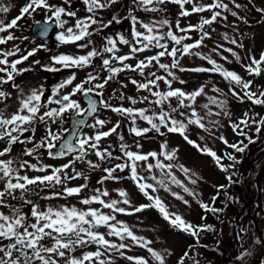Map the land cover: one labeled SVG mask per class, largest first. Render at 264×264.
<instances>
[{"label":"snow or ice","instance_id":"snow-or-ice-1","mask_svg":"<svg viewBox=\"0 0 264 264\" xmlns=\"http://www.w3.org/2000/svg\"><path fill=\"white\" fill-rule=\"evenodd\" d=\"M117 0H82L85 6L86 16L77 18V12L70 10L63 5H71V0H63V5H56L50 3V0H28V3L20 10V15L11 19L10 22H5L2 16H0V33H9L6 36H0V45L7 44L9 41L18 39L9 32L10 29L19 27V21H21L26 15L31 16L34 13L41 11L47 15L49 21L54 20L58 27L64 29L61 31L57 39L61 43H76L78 41L90 38L97 29H103L109 27L113 22L120 23V19L113 17L112 20L105 23L99 18V12L109 8L112 4H115ZM134 5L146 13H157L164 11L162 5L172 3L178 5L181 9L180 16L187 17L193 13L209 12L211 15L208 18H202L197 25H189L187 28H181L179 21L176 23V29L180 33L185 35H177L172 30V26L167 19L153 20L152 22L145 23L135 15H129L127 18L131 21L132 32L131 39L127 38L123 34H118L117 37H107L102 49H96L93 47L86 55L72 56L67 54H61L51 57L52 66H43V70L49 72L60 71L61 68H86L91 65V62L96 57H101L102 66L107 69L112 75L107 76L102 83H94L98 80V76L89 73L87 78L81 83H77L73 86L72 91L60 95V90L73 85V81L76 79L75 73L69 76L67 79L59 83L53 92L59 98L50 100L49 103H55L58 107L49 108L41 113V108L44 105V89L41 86L39 89H34L29 95L22 97L20 101V107L18 110L9 117H5L3 113H0V140L7 141L8 147L0 150V182L3 183V189L0 190V209H8V212L0 210V264H112V253L115 252L121 257H124L133 264H149V259L145 257H135L125 255L126 249H129L132 245L144 248L150 254L152 261L156 264H165V255L161 252L154 250L150 245L151 240H146L144 237H140L134 234V232L126 225L117 220L116 213L132 215L134 213L142 212L145 208L155 207L163 218L169 222V224L179 229L180 231L190 233L192 236L199 238V233L205 229L211 230V226L193 225L185 221L179 214L170 212L164 202L158 195H153L159 189H164L170 192L173 197L182 201L185 205L189 204V201L184 198L179 192L172 191L170 185H175L181 188L184 193L189 196L196 197L198 194L187 187L184 182L177 179L173 173L174 168H178L187 177L191 184H196L198 178H193L195 173L185 167L182 164L174 163L176 159V150L168 151L167 143L161 145V151L138 153L129 150V145L120 143L119 147L123 153V157L127 159L123 163H117L114 167L105 168L103 171L106 175L99 181L103 184L106 180H119L120 176L114 175L119 170L124 172L125 169H129L130 178L137 184L139 190L147 197L152 203L147 205H140L128 211L125 207L119 206L121 203L124 205H130L128 194L120 190L119 196L122 200L111 199L106 200L104 198L109 196L107 190L95 189V195L85 197L81 200L84 205H91L93 203L98 204L103 209H109V213H105L101 208H88L87 210H78L76 207H63L61 209L48 208L41 211L39 205H36L31 199H26L25 194L30 191L31 185H64L68 180H75L81 178L83 173L75 171L73 168V175L69 176L66 169L72 167L71 164L63 165L59 168H53L52 173L44 176L29 177L27 175H21L20 172L26 169H32L34 171L47 172L48 165L37 166L31 164L25 160L22 162L14 159H3L11 153V145L16 143H31L32 137H25L24 133L35 131V122L47 124L48 121L57 123L62 120L65 113L82 114L80 104L73 99L77 93L95 92L98 89H104L107 83L118 75L122 71H138L141 76L144 75V70L150 68L155 62V65L163 70L166 75H157L156 72H149V77L146 82H138L132 80L131 83L136 85L139 90H145L150 93L152 97H157L155 100H149V97H143L139 102L143 103L147 101L150 105H155L159 111L152 110L151 114H148L149 108H133V107H113L107 102H103V107L108 108L113 112L119 113L122 117H126L131 120L133 127L131 131L136 137H144L149 132L155 131L161 135L164 132L161 129H165L168 133H178L183 139L190 145L196 147L202 154H206L214 159L215 163L221 168V170L228 172L229 169L235 168V165L239 163L236 156L231 153H225L224 156H219L215 151L208 147H201L196 141L189 138L188 130L189 126H196L205 132L212 133V129L218 124V121L210 119L213 116H220L221 114L230 115L227 111V101L220 99L218 96H208V103H205L202 107L206 110L204 115H201L196 108V100L198 97L206 96L205 88L207 85H201L199 88L192 92H186L179 88H173L172 83L177 80L176 72H198V73H217L222 76L229 84L234 85L229 89L231 95L241 102L245 99L251 101L255 105H264V91L259 92L252 91V81L244 80L235 71L228 70L222 64L218 63L216 59H213L212 53L221 57L222 60L228 61L227 56H223V52H229L236 59L240 61V56L232 49L225 48L223 44H217L215 48L211 50V53L205 55L200 51H192L193 49H199L203 45L204 40L210 39L209 32L204 31L205 25H212L217 22L218 18L221 20H227L226 12H230L232 16H237V12L232 11L228 3H224V0H212L211 3L202 4L198 0H133ZM231 4L239 9L241 5L236 3V0H231ZM186 5H190V8H186ZM10 11V7L6 5H0V13L6 14ZM261 13H264V9H258ZM68 18H75V24L71 27H65L68 24ZM240 19H244L240 17ZM245 23L247 21L245 20ZM97 26V29H93V26ZM137 25L139 28L137 29ZM167 27V31H161ZM90 29H92L90 31ZM47 28H44V32L47 33ZM192 31H198L200 37L193 43H183L184 40L191 39L187 33ZM24 39H27L26 37ZM224 40L228 41L232 45L243 47L242 43H239L236 38H229L227 34L224 35ZM169 42L173 44V47L169 49ZM92 41L87 40L86 43L78 44L79 48H87ZM118 44L127 45L130 49L129 55H116L119 51ZM39 46L31 51H28L26 55H22L19 59L9 61L8 57L15 56L19 52V47H15L11 51H0V73L4 75L0 76V85L12 83L15 85V76L21 75L23 72L29 71V69H20L17 66L28 60L29 57L34 56L37 51L40 50ZM151 48L160 49L155 55L146 57L143 60H139L138 63L133 66L131 64H125L133 58L136 53H141ZM110 54L109 58H103L104 54ZM193 55L199 57L201 60H206L211 68L195 67L185 68L181 65V59L184 56ZM168 56L171 58V63H162L161 58ZM113 61L117 62L120 67L113 66ZM249 63L245 64V70L249 75L259 76L264 73V53H261L259 59L255 56L249 57ZM34 64H39L40 61H33ZM59 65L60 67H56ZM163 81L167 86V91H159V82ZM181 84L185 81L180 80ZM90 87L85 88V85ZM237 88L239 91H237ZM212 91L214 93L223 95L221 89L213 86ZM103 95L102 92L99 93ZM10 93L0 91V98L7 99ZM124 99L123 95L120 97ZM175 98L176 105L173 106L171 99ZM131 103L135 105L138 101L129 97ZM187 101V102H186ZM211 106H215L219 111H213ZM89 108L92 113L97 112V102L95 100L89 101ZM187 110V111H186ZM87 111V110H85ZM173 114H176L175 116ZM176 116L182 119H177ZM140 119L147 121L150 127L137 128L135 127L136 120ZM207 121V123H205ZM106 121L103 119H96L95 123L90 125L92 128L103 127ZM252 125H256L255 131L259 135L262 128H264V117L255 119L249 117L245 113L238 123H233V131L238 135L248 140L249 144L255 141L245 129H249ZM120 124L117 123L108 131H97L94 136H85L79 140V154L76 156V160H84L88 155L89 150L94 151L96 157L103 161L105 159L121 160V156L113 157L111 151L107 148L101 149L100 142L103 138L109 137L113 133L117 132ZM60 139V135L53 132L51 128H48L47 134L40 141L38 145H34L31 149L25 150V155L32 156L37 153L40 148H46L50 157L55 156L52 149L55 147L53 141ZM121 141L124 137L119 136ZM203 139V137H201ZM219 139L228 147L234 149L236 152L243 153L248 147L241 140L238 143L229 144L224 137ZM69 152L74 151L70 144L65 145ZM137 147H141L137 144ZM60 156L64 155V152L59 153ZM163 156L164 160L169 161L165 163L160 157ZM155 160V163L148 162L149 158ZM228 159L233 163L228 166L222 164L223 159ZM90 168L99 167L98 164L93 163L91 160L86 161ZM139 162H145V170L152 173L153 169H158L160 172V178L157 179L156 175H152L151 179L155 181V184L148 183L144 176L138 174ZM75 163V160L72 162ZM233 173L229 175L227 179L230 182L235 183L233 180ZM85 180L88 178L83 177ZM87 183L79 185L77 187H64L63 193L56 192L53 196H60L66 194L68 196H79L80 193L87 188ZM220 185L219 188H223ZM151 189L150 193L148 190ZM20 191V196H16V191ZM20 200L22 203L20 206L13 205L10 200ZM216 197H213V203ZM23 205H31L30 215L34 219L29 220V214L23 212ZM201 207L205 210L216 213L221 211L211 207L208 204H201ZM203 219V217H202ZM107 228V236L117 237L121 241L115 243L105 237L104 233L96 231L100 227ZM51 240V246L45 245L43 241ZM130 240L131 244L124 243L123 241ZM89 244L96 245L97 250L95 252H85L82 256L76 257L71 255L79 247H85ZM171 255L170 252L167 253ZM245 253L244 255H246ZM107 256L105 259L104 257ZM188 257V252L184 253V256L180 258L178 264H184V259ZM243 260V255L239 257ZM198 264V262H197Z\"/></svg>","mask_w":264,"mask_h":264},{"label":"rangeland","instance_id":"rangeland-1","mask_svg":"<svg viewBox=\"0 0 264 264\" xmlns=\"http://www.w3.org/2000/svg\"><path fill=\"white\" fill-rule=\"evenodd\" d=\"M28 0H0V5H6L10 7V11L6 14L0 13L5 22H10L11 19L20 15V10L27 4ZM77 2L79 8L72 7L73 4ZM199 3L207 4L211 3L212 0H198ZM50 3L56 5H62V0H50ZM224 3H228L232 11L237 12V16H232L230 12L224 13L227 16V20H221L218 18L217 22L212 25H205L204 31L209 32L211 35L210 39H205L203 45L199 49H193L192 51H200L205 55L211 53V50L216 47L217 44H223L225 48H232L241 58L238 62L229 52H223V56L228 57V61H224L220 56L212 53L213 59H216L218 63L222 64L225 68L231 71H235L244 80L252 81V91L259 92L264 91V73L259 76L249 75L245 70L244 65L249 63V57L255 56L257 59L260 58L261 53H264V13L258 11V9H264V0H236L241 7L239 9L235 8L231 4V0H224ZM82 0H71V7L66 5V8L75 10L77 12V18L84 17L87 13L84 11ZM164 9V11L157 13H146L141 9L137 8L133 0H117L115 4H112L109 8H106L99 12V18L105 23L112 20L113 17L120 19V23L113 22L114 24L106 30H102L106 33L104 36H100L97 31L90 38H85V40L78 41L76 43H61L57 39V43L49 45L46 43H41L36 41L35 36L32 32H29L28 26H32L35 23L36 18L33 15L25 16L21 21H19V27L10 29L9 32L13 34L18 39L9 41L7 44L0 45V51H11L15 47H19V52L15 56L8 57L9 61H14L19 59L22 55H26L28 51H31L37 46L41 47L39 51L36 52L34 59L29 62L24 61L17 67L20 69H29V71L24 72L23 77L18 78L15 76V85L17 87L12 88L9 92L10 95L7 99L0 98V113H3L5 117L11 116L20 107V101L22 97L29 95L34 89H39L41 86L45 89L50 81L54 88L59 84L57 79H62L64 81L73 73H75L76 79L73 81L75 85L77 82L84 81L89 73L98 76V80L94 83H102L106 76L111 73L105 71L102 66L101 57H96L92 60L91 65L86 68H70L63 69L61 71L54 72L56 76L53 78L50 74L46 73L45 70L43 74L37 72L33 61H40L39 64H45L46 66H52L51 57L58 56L61 54H67L72 56L86 55L93 47L96 49H102L107 37H117L118 34H123L127 38L131 39L132 24L127 18L130 14L137 16L140 20L145 23L152 22L153 20L167 19L172 30L176 32L177 35H185L180 33L176 29V23L179 21L181 28H187L189 25H197L200 23L202 18H208L211 14L209 12L204 13H193L187 17H181L178 5L167 3L166 5L159 6ZM186 8H190V5H186ZM85 13V14H84ZM243 17L244 19H240ZM36 20V19H35ZM70 22H75V18H71ZM245 20L247 23H245ZM69 25V23H68ZM34 26V24H33ZM93 29H97V26H93ZM112 29V30H109ZM137 29L139 25H137ZM92 29H90L91 31ZM109 30L108 32H106ZM168 29L165 27L161 31L166 32ZM9 33H0V36H6ZM227 34L229 38H236L239 43L243 44V47H238L237 45H232L228 41L224 40V35ZM191 39L184 40L183 43H193L198 40L200 33L198 31H192L187 33ZM27 39H24V38ZM92 41L87 48H79L77 45L81 43H86L87 40ZM173 47V44L169 42V49ZM120 55H129L130 49L127 45L118 44ZM160 49L151 48L150 50L136 53L133 58L127 62L130 64H137L139 60H143L146 57L155 55ZM110 54L105 53L103 58H109ZM31 57V58H32ZM2 58V57H0ZM30 59V58H29ZM162 63H171V58L165 56L161 58ZM181 65L185 68H195V67H206L211 68L212 66L207 63L206 60H201L197 56L187 55L181 59ZM60 67L59 65H55ZM264 67V66H262ZM72 69V70H71ZM176 72L178 77L172 83L173 88H179L186 92H192L199 88L201 85H207L205 88L206 96L198 97L196 100L197 111L204 115L206 110L202 107L205 103H208V96H218L220 99H225L227 101V111L230 115L221 114L220 116L210 117L212 120L218 121L215 128L212 129V133L205 132L202 129L192 125L189 126L188 135L189 138L196 141L201 147H208L215 151L217 155L224 156L225 153H233L234 149L225 145L219 137H224L229 144L238 143L243 140L244 144L249 143L247 139L242 136H238L232 128L233 123H238L242 118H244L245 113L249 117L259 119L264 117V105H255L251 101L245 99L241 102L239 99L233 97L229 89L234 85L229 84L222 76L217 73H198V72ZM149 72H156L157 75H166L163 70H160L153 62L150 68L144 70V75L141 76L138 71L128 72L122 71L118 78L110 80L104 90L105 101L111 104L113 107H133V108H149L148 114H151L152 110L159 111L157 106L150 105L147 101L140 103L139 101L143 97H149V100H155L157 97H152L148 91L139 90L136 85L132 84V80L138 82H146L149 77ZM4 75L0 73V76ZM22 75V74H21ZM21 79V80H20ZM20 80V81H19ZM185 81L181 84L179 81ZM61 81V82H62ZM10 83L0 85V91L8 92L10 89ZM74 85H71L72 87ZM159 91H167V86L163 81L159 82ZM90 85H85V88ZM218 87L221 89L223 95L214 93L212 87ZM69 87L60 90V95L69 93ZM71 87V88H72ZM48 90V89H46ZM237 91L239 89L237 88ZM45 93V91H44ZM123 95L124 99H121ZM52 96L54 99L59 98L53 92ZM129 97L136 99L138 102L133 105ZM51 98V95L49 99ZM52 99V98H51ZM81 106V111L85 109L86 105L81 95L73 96ZM53 100V99H52ZM187 102V101H186ZM173 106L176 105L175 98L171 99ZM46 106H55V103L44 102ZM103 105V104H102ZM41 108V113L43 109ZM212 110L219 111L215 106H211ZM187 111V110H186ZM76 113H65L62 120H59L57 125L54 123L50 124L52 128H63L66 127L71 119V116H75ZM98 119H103L106 124L103 127L92 128L90 125L94 124L95 121L87 126V129L83 133L85 136H94L97 131H105L112 128L117 123L120 127L117 129L116 133H113L109 137L103 138L100 142V148H107L112 152L113 157L121 156V160L116 159H105L103 161L99 160L91 151L84 160H76V158H69L65 160L53 161L48 155V150L46 148H40L32 156L25 155L26 149H31L34 145H38L40 141L47 134L46 126L47 124L41 123L39 121L35 122V131L24 133L25 137H32L31 143H16L11 145V153L8 156L3 157V159H14L16 161H29L31 164H36L38 167L41 165H48V171H34L32 169L22 170L21 175H27L30 178L36 176H44L52 173L53 168H59L66 164H71L72 167L66 169L65 171L69 176L73 175V168L75 171L83 173L81 178L75 180H68L64 185L46 186V185H31L29 186L30 191L25 194L26 199H31L36 205H39L41 211L47 210L48 208L61 209L63 207H76L78 210H87L88 208H101L98 204L84 205L81 200L85 197L95 195V189L107 190L109 196L104 198L106 200L118 199L122 200L119 196L120 190L125 191L128 194V199L130 200V205H124L121 203L119 206L125 207L128 211H131L135 207L140 205H147L152 203L147 199V197L139 190L138 186L130 178L129 169H125L124 172L117 170L114 175L120 176L119 180H106L103 184L99 181L106 175L103 171L105 168L114 167L117 163H123L126 157H123V153L120 150V143H125L129 145V150L138 153H148L161 151V145L167 143V150H176V159L174 163L182 164L189 168L192 173H195L193 178H198L196 184H191L187 177L178 168L173 169V173L176 175L177 179L184 182V184L189 187L192 191L196 192L198 195L196 197L189 196L184 193L181 188L175 185H170L172 191L179 192L184 196L186 200L189 201L188 205H185L182 201L176 199L171 195L170 192L164 189H159L158 192L152 193L153 195H158L160 199L164 202L170 212L179 214L185 221L193 225L201 226H211V230H203L199 233V238L192 236L190 233L180 231L177 228L172 227L168 221H166L162 214L155 207L145 208L142 212L134 213L132 215L116 213L117 220L122 224H126L135 235L144 237L146 240H151L152 247L154 250L161 252L165 255V264H178L181 256H184L185 252H188V257L186 264H222L224 258H231L232 254L236 253L238 257L243 255V260L236 259L234 262L228 264H255L257 260L264 254V232L262 226H264V179L257 182L258 177L264 171V128L261 129L260 137L255 131L256 125H252L249 129H245L249 136L256 141L253 144V148L248 154L247 158L243 160L242 166H240V171L236 176H233V180L236 181L235 184L239 185L237 188H230L233 182H230L227 177L229 174L223 170L220 171V167L215 163L214 159L206 154H202L196 147L188 144L183 137L178 133H168L165 129H161L164 135H161L155 131L149 132L144 137H136L131 131L133 124L131 120L126 117H122L119 113L113 112L108 108L102 109L98 113ZM174 116L176 114H173ZM177 119H182L176 116ZM207 123V121H205ZM87 124V123H86ZM86 126V125H85ZM135 127L145 128L150 127L147 121L140 119L136 120ZM123 136L124 140L121 141L119 136ZM203 137V139H201ZM57 141H53L55 144ZM255 143V142H254ZM139 144L141 147H137ZM7 141L0 140V150L8 147ZM164 160V157H160ZM75 160V163L72 162ZM87 160H91L93 163L98 164L99 167L93 169L87 164ZM155 163L151 157L149 161ZM165 163L169 161L164 160ZM140 167H138V174L144 176L148 183L155 184L156 182L151 179L152 175H156L157 179L160 178V172L158 169H153L152 173L145 170V162H139ZM222 164L224 166L230 165V160L223 159ZM86 176L88 179L85 180L83 177ZM87 183L88 187L85 188L79 196H68L62 194L60 196H53V193L60 192L63 193L64 187H77ZM227 185L222 189L219 188L221 184ZM261 187L262 199L259 198V190ZM3 189V183L0 182V190ZM218 190H224V193L219 196L217 195ZM150 193L151 189L148 190ZM20 191H16V196H20ZM213 197H216L213 203ZM13 205L20 206L22 203L20 200H10ZM208 204L211 207L220 209L216 213L205 210L201 207V204ZM31 205H23V212L29 214V220L34 222V219L30 215ZM8 212V209H0ZM105 213H109V209H103ZM203 217V219H202ZM237 217V221L235 219ZM101 233L105 234V237L115 243H120L121 241L117 237L107 236V228L100 227L96 229ZM124 243L131 244L130 240L123 241ZM45 245L51 246V240L43 241ZM192 245L190 246V244ZM230 244L234 247L230 248ZM235 248V249H234ZM97 250L96 245L89 244L85 247H79L71 255L80 257L85 252H95ZM125 255L135 256V257H145L149 259V264H156L152 261L150 254L146 249L132 245L129 249L124 250ZM170 252L171 255L167 253ZM247 253L246 255H244ZM105 259L107 256L104 257ZM249 259V260H248ZM261 262L257 264H264V256L261 258ZM63 264V261H61ZM112 264H133V262L128 261L119 254L112 253Z\"/></svg>","mask_w":264,"mask_h":264},{"label":"flooded vegetation","instance_id":"flooded-vegetation-1","mask_svg":"<svg viewBox=\"0 0 264 264\" xmlns=\"http://www.w3.org/2000/svg\"><path fill=\"white\" fill-rule=\"evenodd\" d=\"M63 1V0H62ZM62 5H63V3H62ZM79 5L80 4H78L77 2H75L74 4H73V6L72 7H76V8H79ZM59 6V5H58ZM63 6H66V5H63ZM67 7V6H66ZM71 7V6H70ZM83 8H84V5H83ZM71 10V9H70ZM85 11V10H84ZM86 12V11H85ZM85 14V13H84ZM34 16L36 17L35 19H34V21H35V23H33L34 25L35 24H38V23H49V24H52V23H55V21L54 20H52V21H49L48 20V18H47V15L44 13V12H41V11H38V12H36V13H34ZM84 16H86V15H84ZM71 18H68V23H69V25L67 24L65 27H71V26H73L74 24H75V22H70L71 20H70ZM33 24H32V26H31V24H30V26H28V29H29V32H31V28L33 27ZM114 23H112L110 26H112ZM109 26V27H110ZM109 27H106V28H103V29H97L96 31H97V33L99 34V37L101 36H104L106 33H103V31L102 30H106V29H108ZM109 30H112V29H109ZM109 30H107L106 32H108ZM54 32H53V34H52V36H51V39L49 40V41H46V40H44L45 38H41L40 36H35L33 33V35L35 36V38H36V41L38 42V41H40L41 43L43 42V43H46V44H49V45H53L54 43L56 44L57 43V39L55 38L56 37V35L58 36L59 35V33L61 32V31H64V29H61L60 27H58L57 26V24L55 23V27H54V30H53ZM69 44H71V43H69ZM40 45H38L37 47H39ZM90 47L91 46H94V45H89ZM116 55H120L119 53L117 54L116 53ZM32 57V56H31ZM29 57L30 59H28L27 60V62H29L30 60L32 61L34 58L32 57ZM125 64H130V63H128L127 61H125ZM132 65V64H131ZM136 64H133V66H135ZM43 66H46L45 64H37L36 66H35V68H36V70H37V72H40V74H43V72H44V70H43ZM113 66H115V67H120V65L117 63V62H115V61H113ZM63 69H70V68H61V72H60V75H61V73L63 72V71H65V70H63ZM72 70V69H71ZM105 71H107V69L105 68ZM46 73H48V74H50L51 76H53V78H55L56 76V74L54 75V72H49V71H45ZM55 72H58V71H55ZM108 72V71H107ZM128 72H131V71H128ZM132 72H135V71H132ZM120 74L121 73H119L118 75H116V76H114V78L113 79H115V78H118L119 76H120ZM23 75H24V72L22 73V75H20V76H18V77H16V79H18V78H25V77H23ZM110 75H112V74H110ZM109 76V75H108ZM107 77V76H106ZM21 78V79H22ZM20 79V80H21ZM19 80V81H20ZM57 82H59V83H61V81H62V79H57L56 80ZM82 82V81H81ZM81 82H77V83H81ZM76 83V84H77ZM107 84H109V83H107ZM49 86H47L45 89H44V91H45V93H44V98H43V101L45 102V101H47V102H49L50 100H52V99H54V97L52 96V94H53V89H54V85H52V81H50V83L48 84ZM74 85V84H73ZM70 87H69V92H71L72 91V86L71 85H69ZM9 87H10V89L8 90V92L7 93H9L11 90H12V88H14V86H13V84L10 82V84H9ZM72 87V88H71ZM87 87H90V86H87ZM46 89H48V90H46ZM100 92H102L103 93V95H100L101 96V102L99 103V107H98V110H97V112L93 115V117L92 118H90L89 119V121L87 122V124H86V126H85V128H83L79 133H78V135H77V139H76V144H77V146L76 147H79V140L81 139V138H83V133H84V131L87 129V126H89V124L90 123H92L93 121H95L99 116V111H100V108L102 109V104H103V102L105 101V94H104V90L103 89H98V90H96L94 93H96L97 95L100 93ZM50 95H51V98L49 99V97H50ZM77 95H81L82 96V99H83V93H77L75 96H77ZM74 96V97H75ZM86 105V104H85ZM56 107H58L57 105H56ZM49 108H55V106H46L44 109H43V111H45V110H47V109H49ZM85 110H87V105H86V107H85V109L84 110H82V114L84 113V112H86ZM75 115H78V114H75ZM71 120H72V116H71V119H70V121L68 122V124H67V126L66 127H63V128H60V127H57V128H52L51 127V125L50 124H47V126H46V129H48V128H51L52 129V131L53 132H56V133H58L59 135H60V139L59 140H57V142L55 143V147L54 148H56V147H58V145L64 140V138H65V136L67 135V133L70 131V124H71ZM48 123H51L52 124V122L51 121H48ZM58 123V122H57ZM57 123H54L55 125H57ZM109 130V129H108ZM108 130H105V131H108ZM53 148V149H54ZM53 151V150H52ZM92 150H89V152H88V154L91 152ZM79 154V151H73V152H69L68 154H66V155H64V156H58L57 158H53V157H50L53 161H58V160H65V159H69V158H76V156Z\"/></svg>","mask_w":264,"mask_h":264},{"label":"water","instance_id":"water-1","mask_svg":"<svg viewBox=\"0 0 264 264\" xmlns=\"http://www.w3.org/2000/svg\"><path fill=\"white\" fill-rule=\"evenodd\" d=\"M47 28V33L44 32V28ZM55 27V23L49 24V23H38L35 24L32 28H31V32L36 36H40L41 38H45L44 40L49 41L51 39V36L53 34V30ZM84 95V94H83ZM101 96L100 94H96L94 92L92 93H88L87 95L83 96V100L85 102V104L87 105V111L84 112L83 114H78L73 116L72 120H71V124H70V131L67 133V135L65 136L64 140L58 145V147L52 149L53 153H55L56 155L53 156V158H57L59 155V153L61 151L64 152V155L68 154L69 151L67 149V147H65V145L70 144L72 146V148L74 149V151H79V147H76V137L78 135V133L85 128L86 123L89 121L90 118L93 117V115L95 113H92L90 108H89V101L90 100H95L97 102V109L99 107V103L101 102ZM73 152V151H72ZM63 155V156H64ZM262 179H264V171L262 172V174L258 177L257 182H260ZM259 198L262 199V194H261V187L259 190ZM263 256V255H262ZM261 256V258H262ZM260 258V260H261ZM259 261H257L255 264H257Z\"/></svg>","mask_w":264,"mask_h":264},{"label":"trees","instance_id":"trees-1","mask_svg":"<svg viewBox=\"0 0 264 264\" xmlns=\"http://www.w3.org/2000/svg\"><path fill=\"white\" fill-rule=\"evenodd\" d=\"M28 3V2H27ZM260 134H261V132L259 133V135H258V138L260 137ZM247 145H248V147L246 148V150L243 152V153H239V152H236V151H233V153H231V154H233L234 156H236V158H237V160L239 161V163H237L236 165H235V168H231V169H229V171L227 172L229 175H232L233 173H235V175H233V176H236L238 173H239V171H240V166H242V162H243V160H245L246 158H247V156H248V154L250 153V151H251V149L253 148L252 146H253V144H256V141H255V143H251V144H249V143H246ZM230 163L232 164L233 162L232 161H230ZM230 164V165H231ZM263 170H264V168H263ZM220 171H221V169H220ZM221 185H223L224 187L227 185V183H225V184H221ZM237 187H239V185H236L235 183H233L232 184V186L230 187L231 189L232 188H237ZM222 189V188H221ZM263 192V194H264V190L262 191ZM224 193V190H218V192H217V195H219V196H221L222 194ZM235 219V222L237 221V217L236 218H234ZM262 227H264V226H262ZM263 232H264V228H263ZM192 245V243L190 244V246ZM230 246V248H232V247H234V245L233 244H230L229 245ZM235 249V248H234ZM181 257H183V255L181 256ZM239 257L237 256V254L236 253H234V254H232V257L231 258H224V260H222V264H228V263H231V262H234L236 259H238ZM249 260V259H248ZM262 260V259H261ZM261 260L259 259V260H257V261H259V262H261ZM186 261H187V257L184 259V264H186ZM243 261H245L244 259H243Z\"/></svg>","mask_w":264,"mask_h":264}]
</instances>
